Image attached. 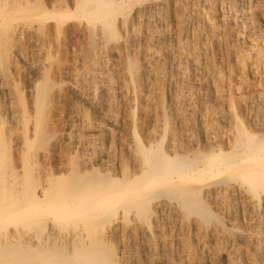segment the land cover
Segmentation results:
<instances>
[{
    "label": "rangeland",
    "instance_id": "rangeland-1",
    "mask_svg": "<svg viewBox=\"0 0 264 264\" xmlns=\"http://www.w3.org/2000/svg\"><path fill=\"white\" fill-rule=\"evenodd\" d=\"M126 1L128 33L122 14L115 15L113 22L117 32L104 33L97 20L78 16L75 0H0L1 170L22 175L20 153L25 148L37 183L58 171H68L65 178L72 176L88 155L106 159L104 172L96 171L102 179H126L140 161L132 137L136 122H142L135 131L144 141L163 138L162 151L180 156L194 149L199 154L227 147L237 132L264 139V24L254 18L255 12L264 11V0H158L162 3L158 6L151 0ZM153 32L156 35L151 36ZM128 61L135 63V71H127ZM184 162L189 163L187 158ZM231 166L224 167L225 172L222 167L216 169L222 171L211 178L208 174L212 172L200 174L202 179L190 175L191 180H201L198 184L182 178L189 186L205 188L189 193L200 206L188 208L181 199L186 205L180 207L179 197L161 196L160 192L148 201L146 219L135 208L112 214L111 220L121 227L102 238L103 255L114 264H264V187L249 177L238 180L239 165ZM215 188L220 193L212 196ZM202 208L212 211L213 218L201 217ZM66 220L65 230L73 231L77 224Z\"/></svg>",
    "mask_w": 264,
    "mask_h": 264
},
{
    "label": "bare ground",
    "instance_id": "bare-ground-1",
    "mask_svg": "<svg viewBox=\"0 0 264 264\" xmlns=\"http://www.w3.org/2000/svg\"><path fill=\"white\" fill-rule=\"evenodd\" d=\"M208 1V0H206ZM126 0H75L74 8L78 16H84L89 20H97L101 23L104 33L114 32L117 30L114 27L115 15L122 14V20L125 24V30L128 33L129 26V11L125 9ZM134 2V1H133ZM132 2V3H133ZM197 2V0H196ZM153 5H161L158 0H151ZM247 3V2H246ZM137 4V3H136ZM135 4V5H136ZM10 5V4H9ZM129 5V4H128ZM139 5V4H138ZM257 5V4H256ZM247 6V5H246ZM6 8V7H4ZM160 8V7H159ZM163 8V7H162ZM246 8V7H245ZM249 8V7H248ZM258 8V7H257ZM8 9V7H7ZM6 9V10H7ZM154 9V8H153ZM217 9V7H216ZM15 10V9H14ZM138 10V9H137ZM136 10V11H137ZM147 10V7H146ZM210 10V9H209ZM208 10V12H209ZM250 10V8H249ZM253 10V9H252ZM5 11V9L3 10ZM12 11V10H7ZM167 11V9H166ZM165 11V12H166ZM247 11V10H246ZM1 12V11H0ZM177 12V11H175ZM201 12V11H200ZM218 12V9H217ZM242 12V11H241ZM245 13V11H243ZM5 13V12H4ZM7 13V12H6ZM11 13V12H10ZM253 13V11H252ZM3 14V13H2ZM135 14V13H134ZM162 14V13H161ZM182 14V12H181ZM199 14V13H198ZM219 14V13H218ZM224 14V13H223ZM248 14V12H247ZM5 16H9L4 14ZM13 15V12H12ZM201 15V14H200ZM203 15V14H202ZM2 16V15H1ZM3 16V17H5ZM55 16V15H54ZM53 16V17H54ZM60 16V15H59ZM119 16V15H118ZM157 16V15H156ZM205 16V15H204ZM210 16V15H209ZM211 17V16H210ZM209 17V18H210ZM213 17V16H212ZM251 17V15H250ZM82 18V17H81ZM204 18V17H203ZM246 18V17H245ZM254 18L260 24H264V11L255 12ZM1 19V18H0ZM149 19V17H148ZM163 19V17H162ZM201 19V18H200ZM205 19V18H204ZM223 19V18H222ZM226 19V18H225ZM235 19V18H234ZM249 19V17L247 18ZM2 20V19H1ZM145 19L143 18V21ZM147 20V19H146ZM159 21V19H157ZM185 20V19H184ZM218 20V19H217ZM237 20V19H236ZM137 21V20H136ZM155 21V19H154ZM157 21V22H158ZM202 21V20H201ZM205 21V20H204ZM209 21V20H208ZM239 21V19H238ZM245 21V20H244ZM251 21V20H249ZM248 21V22H249ZM254 21V20H253ZM9 22V21H8ZM147 22V21H146ZM220 22V21H219ZM227 22V21H226ZM241 22V21H239ZM262 22V23H261ZM151 23H153L151 21ZM159 23V22H158ZM166 23V22H165ZM206 23V22H205ZM235 23V22H234ZM1 24V22H0ZM137 24V23H136ZM163 24V23H162ZM217 24V23H215ZM222 24V23H221ZM225 24V23H224ZM248 24V23H247ZM3 25V24H2ZM135 25V24H134ZM145 25V24H144ZM182 25V24H181ZM214 25V24H213ZM258 25V24H257ZM255 25V26H257ZM137 26V25H136ZM149 26V25H148ZM153 26V25H151ZM216 26V25H215ZM252 26V25H251ZM263 26V25H262ZM133 27V26H132ZM135 27V26H134ZM147 27V26H146ZM206 27V26H205ZM253 27V26H252ZM130 28V27H129ZM158 28V27H157ZM210 28V27H209ZM212 28V27H211ZM216 28V27H215ZM88 29V28H87ZM166 29V28H165ZM160 30V29H159ZM163 30V29H162ZM206 30V29H205ZM131 31V30H130ZM148 31V30H147ZM209 31V30H208ZM212 31V30H211ZM215 31V30H213ZM217 31V30H216ZM262 31V30H261ZM152 32V31H150ZM156 32V31H155ZM158 32V31H157ZM156 32V33H157ZM164 32V31H163ZM98 33V32H97ZM145 33V31L143 32ZM168 33V32H167ZM208 33V32H207ZM206 33V34H207ZM210 33V32H209ZM217 33V32H216ZM263 33V32H262ZM132 34V33H131ZM146 34V33H145ZM152 33L151 36L156 34ZM173 34V33H172ZM90 35V34H89ZM118 35V34H117ZM150 35V34H149ZM159 35V34H158ZM209 35V34H208ZM264 35V34H263ZM123 36V35H122ZM164 36V35H163ZM161 36L162 38H165ZM167 37V36H166ZM170 37V36H169ZM173 37V36H172ZM171 37V38H172ZM123 38V37H122ZM135 38V37H133ZM132 38V39H133ZM150 38V37H149ZM160 36H157L158 40ZM161 38V40H162ZM195 38V36H194ZM211 38V37H210ZM143 39V38H142ZM152 39V37H151ZM174 39V37H173ZM172 39V41H173ZM99 40V38H98ZM134 40V39H133ZM148 40V39H146ZM160 40V41H161ZM167 40V39H166ZM176 40V39H174ZM195 40V39H194ZM215 40V39H214ZM139 40H137L138 42ZM149 41V40H148ZM154 41V39L152 40ZM159 41V42H160ZM163 41V40H162ZM171 41V40H170ZM181 41V40H180ZM190 41V40H189ZM218 41V40H217ZM125 42V41H124ZM131 42V41H130ZM157 42V41H156ZM157 42V44L159 43ZM168 42V40L166 41ZM175 42V41H174ZM185 43V41H183ZM195 42V41H194ZM101 43V42H100ZM132 43V42H131ZM173 43V42H172ZM179 43V42H178ZM176 43V44H178ZM161 44V43H160ZM168 44V43H167ZM204 43L201 45L203 46ZM241 44V43H240ZM152 45V44H151ZM169 45V44H168ZM167 45V46H168ZM175 45V44H174ZM179 45V44H178ZM177 45V46H178ZM195 45V44H194ZM193 45V46H194ZM126 46V45H125ZM145 46V45H144ZM185 46V45H184ZM183 46V47H184ZM200 46V45H199ZM128 47V46H127ZM159 47V46H158ZM181 47V46H180ZM197 47V46H196ZM133 48V47H132ZM131 48V49H132ZM136 48V47H135ZM151 48V47H149ZM153 48V47H152ZM188 48V47H187ZM93 49V48H92ZM123 49V48H122ZM127 49V48H126ZM154 49V48H153ZM156 49V48H155ZM159 49V48H158ZM163 49V48H162ZM176 49V48H174ZM202 49V47H201ZM96 50V48H95ZM98 50V49H97ZM168 50V49H167ZM185 50V49H184ZM183 50V51H184ZM197 50V49H196ZM203 50H206L204 47ZM202 50V51H203ZM2 51V50H1ZM131 51V50H130ZM149 51H153L150 50ZM158 51V50H157ZM170 51V50H169ZM167 51V52H169ZM180 51V50H179ZM198 51V50H197ZM3 52V51H2ZM1 52V53H2ZM144 52V50H143ZM160 52V51H159ZM162 52V51H161ZM166 52V51H164ZM178 52V51H177ZM181 52V51H180ZM5 53V50H4ZM147 53V52H146ZM155 53V52H154ZM158 53V52H157ZM156 53V55H157ZM163 53V52H162ZM171 53V52H170ZM190 53V52H189ZM197 53V52H196ZM203 53V52H202ZM92 54V53H91ZM137 54V53H135ZM180 54V53H179ZM184 54V53H183ZM186 54V53H185ZM188 54V53H187ZM3 55V54H2ZM168 55V54H166ZM172 55V54H171ZM170 55V56H171ZM197 55V54H195ZM199 55V54H198ZM5 56V55H3ZM94 56V55H93ZM96 56V55H95ZM94 56V57H95ZM153 56V55H152ZM155 56V55H154ZM153 56V57H154ZM176 56V55H175ZM184 56V55H182ZM82 57V56H81ZM103 57V56H102ZM150 57V56H149ZM174 57V56H173ZM179 57V56H178ZM189 57V56H188ZM186 56V58L188 59ZM192 57V56H191ZM194 57V56H193ZM143 58V57H142ZM145 58V57H144ZM143 58V59H144ZM157 58V57H154ZM159 58V57H158ZM2 59V58H1ZM90 59V58H89ZM191 59V58H190ZM193 59V58H192ZM196 59V58H195ZM141 60V59H140ZM150 60V59H148ZM156 60V59H155ZM158 60V59H157ZM161 62V59H159ZM158 60V61H159ZM173 60V58H172ZM182 60V59H180ZM4 61V60H3ZM83 61V60H82ZM90 61V60H89ZM92 61V58H91ZM126 61V60H125ZM137 61V60H136ZM157 61V62H158ZM197 61V60H195ZM150 62V61H149ZM180 62V61H179ZM92 63V62H91ZM99 63V62H98ZM97 64V63H96ZM106 64V62L104 63ZM123 64V63H122ZM163 64V63H162ZM186 64V63H185ZM195 64V63H194ZM91 65V64H90ZM150 65V64H149ZM155 65V62H154ZM153 65V66H154ZM165 65V64H164ZM92 66V65H91ZM96 66V65H94ZM152 66V67H153ZM196 66V65H195ZM194 66V67H195ZM120 67V66H118ZM136 65L133 61H128L127 71H135ZM147 67V66H146ZM91 68V67H90ZM148 68V67H147ZM110 69V68H109ZM138 70V69H137ZM156 70V69H155ZM194 70V69H193ZM91 72V70L89 69ZM140 71V70H139ZM149 71V70H148ZM126 72V71H125ZM150 72V71H149ZM154 72V71H153ZM80 73L83 74V71ZM128 73V72H127ZM147 73V72H146ZM156 71V75H157ZM81 74V75H82ZM86 74V73H85ZM36 75V74H35ZM93 75V73H92ZM154 75V74H153ZM159 75V74H158ZM73 76V74H72ZM91 76V75H90ZM143 75H141L142 77ZM161 76V75H159ZM87 78V76H85ZM129 77V76H128ZM133 77H135L133 75ZM80 78V77H79ZM97 78V77H96ZM82 79H84L82 77ZM89 79V77H88ZM144 79V78H143ZM146 79V78H145ZM158 79V78H157ZM156 79V80H157ZM182 79V78H181ZM85 80V79H84ZM91 80V79H90ZM97 80V79H96ZM131 80V78H130ZM149 80V79H148ZM89 81V80H88ZM129 81V80H128ZM183 81V80H182ZM94 82V81H93ZM131 82V81H130ZM139 82V81H138ZM141 82V81H140ZM143 82V81H142ZM145 82V81H144ZM150 82V81H146ZM154 82V81H153ZM159 83V81H158ZM83 84V83H82ZM35 85V84H34ZM90 85V84H89ZM88 85V86H89ZM114 85V84H113ZM133 85V84H132ZM145 85H147L145 83ZM149 85V84H148ZM152 85V84H151ZM155 85V84H154ZM84 86V85H83ZM82 86V87H83ZM95 86V85H93ZM106 86V85H105ZM104 86V87H105ZM81 87V88H82ZM102 87V86H101ZM135 87V85H134ZM144 87V86H143ZM185 87V86H184ZM79 88V87H78ZM98 88V87H97ZM103 88V87H102ZM80 89V88H79ZM94 90V89H93ZM148 90V89H147ZM82 91V90H81ZM36 92V91H35ZM102 92V90H101ZM104 92V90H103ZM93 93V92H92ZM37 94V93H36ZM111 95V94H110ZM104 96V95H103ZM102 96V97H103ZM257 98V97H256ZM121 99V98H120ZM261 99V98H260ZM102 102V101H101ZM104 102V101H103ZM255 102V101H254ZM98 103V102H96ZM103 104V103H102ZM250 107V106H249ZM36 108V107H35ZM34 108V109H35ZM102 108V107H101ZM104 108V107H103ZM102 108V109H103ZM158 108V107H157ZM160 108V107H159ZM232 108V107H231ZM245 111V110H244ZM256 111V110H255ZM37 112V111H36ZM103 112V111H102ZM129 112V111H128ZM213 112V111H212ZM148 113V112H147ZM153 113V112H151ZM250 113V112H249ZM29 114V113H28ZM106 114V113H105ZM145 114V113H144ZM248 114V112H247ZM3 115V114H2ZM30 115V114H29ZM23 116V115H22ZM82 116V115H81ZM133 116V115H132ZM163 116V115H162ZM99 117V115H98ZM108 117V116H107ZM165 116H163L164 118ZM186 117V116H185ZM236 117V116H235ZM252 117V116H251ZM2 118V117H1ZM102 118V117H101ZM253 118V117H252ZM165 119V118H164ZM186 119V118H184ZM235 119V118H234ZM188 121V119H187ZM7 122V121H6ZM36 123V122H35ZM92 123V122H91ZM108 123V122H107ZM252 123V122H251ZM257 123V122H256ZM259 123V122H258ZM13 124V123H12ZM94 124V123H93ZM164 127L165 126V123ZM161 124V125H163ZM255 124V123H254ZM260 124V123H259ZM15 125V124H14ZM142 126V122L134 124L135 152L140 158L136 164L133 173L126 179H119L116 176L110 180L102 179L97 175L96 171L100 169L104 172L105 160L103 156L92 158L88 155L81 162V170L75 172L72 176L66 177V173L58 171L57 175H53L41 182H35L34 177L31 176L30 165L27 161L28 154L20 153V161L23 163L22 175L7 173L1 170V162L3 156L0 153V264H114L103 255L101 247V240L109 234L117 233L120 225H116V220H111V215L118 214L122 209H140L141 216L146 219V211L148 201L154 197V194L160 193L161 196L176 195L180 198L179 204H185L187 207L195 208L200 206L193 199L189 198V193H199L205 188L198 186L187 185L186 180L190 179V175L198 177L200 174L212 172L208 174V178L214 176L222 167L231 165H239L237 177L243 180L242 176L252 180L255 184H261L264 187V139H253L248 134L237 132V137L234 138L232 144L227 147L218 149L217 151L201 152L180 156L178 153H167L162 151L161 138L160 142H152L151 140H143L135 131ZM253 125V124H252ZM2 126V125H0ZM18 125L15 126V128ZM158 126V125H157ZM236 126V124H235ZM233 125V127H235ZM263 126V125H262ZM25 127V126H24ZM30 127V126H29ZM96 127V126H95ZM162 127V128H164ZM12 129V127H10ZM26 128V127H25ZM24 128V129H25ZM97 128V127H96ZM218 128V127H217ZM236 128V127H235ZM234 128V129H235ZM256 128V126L254 127ZM259 128V126L257 127ZM23 129V130H24ZM27 129V128H26ZM147 129V128H146ZM233 129V130H234ZM241 129V128H240ZM23 130L21 132H23ZM36 130V129H35ZM126 130V127H125ZM132 130V131H133ZM144 130V129H143ZM194 130V129H193ZM25 131V130H24ZM31 131V130H29ZM40 131V130H38ZM148 131V130H147ZM165 129H162V132ZM237 131V129L235 130ZM234 131V132H235ZM263 131V129H262ZM88 132V131H87ZM180 132V131H179ZM211 132V131H210ZM209 132V133H210ZM250 132V131H249ZM253 132V131H252ZM251 132V133H252ZM38 133V132H37ZM205 133V132H204ZM1 134V131H0ZM164 134V133H163ZM162 134V135H163ZM190 134V133H189ZM33 135H35L33 133ZM38 135V134H37ZM248 135V136H247ZM264 135V134H263ZM262 137L264 138V136ZM2 137V134L0 135ZM24 140L27 141L26 131L22 133ZM173 136V135H172ZM178 136V135H177ZM207 136V135H206ZM235 136V135H234ZM36 137V136H35ZM34 137V138H35ZM164 137V136H163ZM179 137V136H178ZM205 137V136H204ZM254 137V135H253ZM257 137V136H256ZM261 137V136H260ZM261 137V138H262ZM23 138V137H22ZM146 138V137H145ZM170 138H172L170 136ZM206 138V137H205ZM211 138V137H210ZM213 139V138H212ZM211 139V140H212ZM225 139V138H224ZM231 139V136H230ZM16 140V139H15ZM180 140V139H179ZM30 141V140H29ZM189 141V139L187 140ZM204 141V140H203ZM202 141V143H204ZM216 141V140H215ZM220 141V140H219ZM1 142V140H0ZM3 142V140H2ZM177 142V141H176ZM182 142V141H181ZM185 142V140H184ZM194 142V141H193ZM209 142V141H208ZM16 143V142H15ZM195 143V142H194ZM19 144V143H18ZM180 144V142H179ZM189 144V143H188ZM193 144V143H192ZM3 145V144H2ZM0 144V151L3 149ZM24 145V142H23ZM133 145V144H132ZM131 145V146H132ZM171 145V144H170ZM173 145V144H172ZM194 145V144H193ZM22 146V143H21ZM26 146V144H25ZM29 146V145H28ZM28 146H26L27 149ZM59 146V145H58ZM126 146V145H124ZM177 146V144H176ZM182 146V145H180ZM186 146V145H185ZM201 146V145H200ZM24 147V146H23ZM60 147V146H59ZM37 148V147H36ZM67 148V146H66ZM89 148V147H88ZM166 148V147H165ZM178 148V147H177ZM176 148V149H177ZM9 149V148H8ZM26 149V150H27ZM126 149V148H125ZM171 149V148H170ZM182 149V147H181ZM59 150V148L57 149ZM180 151V149H178ZM200 150V149H199ZM206 150V149H205ZM9 151V150H8ZM3 152V151H2ZM6 152V151H5ZM15 152V151H14ZM21 152V151H20ZM58 152V151H57ZM102 152V151H101ZM134 152V151H133ZM134 152V153H135ZM4 153V152H3ZM28 153V152H27ZM99 153V152H98ZM184 153V152H183ZM3 155V154H2ZM131 155V154H130ZM8 156V155H7ZM110 157V156H109ZM108 157V158H109ZM2 158V159H1ZM8 158V157H7ZM60 158L59 156L57 159ZM187 158L189 163L184 162ZM61 159V158H60ZM135 159V158H134ZM133 159V160H134ZM131 160V159H130ZM6 161V160H5ZM8 161V160H7ZM26 161L28 163H26ZM57 161V160H56ZM108 161V160H107ZM236 161H247L248 164L237 163ZM58 162V161H57ZM126 162V161H125ZM237 164H234V163ZM241 162V163H243ZM244 162V163H245ZM5 163V162H4ZM15 163L17 160L15 159ZM6 164V163H5ZM59 164V162H58ZM125 164V163H124ZM4 165V164H3ZM62 166V165H61ZM236 166V167H237ZM58 167V166H57ZM56 167V169H57ZM232 167V166H231ZM8 168V167H7ZM37 168V167H36ZM62 168V167H61ZM60 168V169H61ZM59 169V168H58ZM235 169V168H234ZM232 168V170H234ZM72 170V169H71ZM236 170V169H235ZM30 171V174L29 172ZM57 171V170H56ZM132 171V170H131ZM19 172V171H18ZM214 172V174H213ZM216 172V173H215ZM225 172V169L224 171ZM42 173V172H41ZM43 174V173H42ZM71 174V173H70ZM212 176H209L211 175ZM204 175V176H205ZM10 176V177H9ZM69 176V175H68ZM125 176V175H124ZM232 176V175H231ZM230 176V177H231ZM175 177H181L182 181L174 180ZM189 177V179H187ZM197 178V177H195ZM203 176L201 177V179ZM207 178V180H208ZM102 179V180H101ZM179 179V180H181ZM185 179V178H184ZM194 179V178H193ZM192 179V180H193ZM198 179V178H197ZM227 179V178H226ZM190 179L189 183L192 181ZM200 183L201 180H196ZM206 181V179H203ZM232 180V179H231ZM195 181H192L194 183ZM186 183V184H185ZM204 183V182H203ZM238 183V182H237ZM208 184V183H207ZM187 185V186H186ZM247 185V184H246ZM203 187V186H202ZM243 188V187H242ZM248 188V187H247ZM250 188V187H249ZM248 188V189H249ZM244 190V189H243ZM206 192V191H205ZM220 193L218 188L210 192L212 196ZM243 193V192H242ZM256 193V192H253ZM258 193V192H257ZM193 195V194H192ZM201 195V193L199 194ZM203 195V194H202ZM258 195V194H257ZM167 196V197H168ZM252 197V196H250ZM215 198V197H214ZM185 203H182V200ZM198 199V198H197ZM237 199V198H235ZM260 199V197H259ZM170 200V199H169ZM174 200V199H172ZM219 200V199H218ZM253 200V199H252ZM220 201V200H219ZM222 201V200H221ZM247 200H245L246 202ZM259 201V200H258ZM175 203V201L173 202ZM259 204V203H258ZM257 204V205H258ZM264 204V203H263ZM184 205V206H185ZM254 205V204H253ZM255 206V205H254ZM264 206V205H262ZM154 207V206H153ZM188 207V208H189ZM259 207V205H258ZM158 208V207H157ZM206 208V207H205ZM264 208V207H263ZM252 209V207H251ZM250 210V209H249ZM162 211V210H161ZM167 211V209H166ZM197 211V210H196ZM201 217H211L213 215L204 211L203 208L199 210ZM227 211V210H226ZM263 211V210H262ZM261 211V212H262ZM123 212V211H122ZM135 212V211H134ZM249 212H252L251 210ZM254 212V211H253ZM264 212V211H263ZM123 214V213H122ZM149 214V213H148ZM158 214V213H157ZM197 214V212H196ZM199 214V213H198ZM246 214H249L246 212ZM200 215V214H199ZM243 215V214H242ZM172 216V215H171ZM214 216V215H213ZM245 216V215H244ZM254 216V215H253ZM260 216V214L258 215ZM50 217V221L47 219ZM171 218V217H170ZM213 218V217H211ZM253 218V217H252ZM255 218V217H254ZM64 219L73 220L76 228L73 231L65 230ZM120 219V218H119ZM203 219V218H202ZM247 219V218H246ZM251 219V218H250ZM263 219V217H262ZM70 220V222H72ZM143 220V219H142ZM154 220V219H153ZM205 220V219H204ZM207 220V219H206ZM257 220V219H256ZM216 221V220H215ZM69 222V221H68ZM209 222V221H208ZM249 222V221H248ZM213 223V222H212ZM211 223V224H212ZM219 224V222L217 221ZM247 223V222H246ZM161 224V221L160 223ZM221 225V224H220ZM223 225V224H222ZM253 225V224H251ZM250 225V226H251ZM118 227V228H117ZM196 227V226H195ZM264 227V226H262ZM168 228V227H167ZM228 228V227H226ZM230 228V227H229ZM252 228V227H251ZM123 229V228H122ZM142 229V227H141ZM144 229V228H143ZM170 229V228H168ZM193 229H195L193 227ZM231 229V228H230ZM233 229V227H232ZM235 229V228H234ZM160 230V228H159ZM218 230V229H217ZM248 230V229H247ZM260 230V229H259ZM258 230V231H259ZM166 231V230H165ZM216 231V230H215ZM257 231V232H258ZM130 232V231H129ZM128 232V233H129ZM164 232V231H163ZM181 232V231H180ZM196 232V230H195ZM238 233V231H236ZM127 233V232H126ZM175 233V232H174ZM239 234V233H238ZM165 235V234H164ZM219 235V234H217ZM248 235V234H247ZM237 236V235H235ZM249 237V236H248ZM247 237V238H248ZM255 237V236H253ZM264 237V236H263ZM122 238V237H121ZM171 238V237H170ZM111 239V238H110ZM131 238H129L130 240ZM164 239V238H163ZM226 239V238H225ZM223 239V240H225ZM255 239V238H254ZM126 240V239H125ZM132 240V239H131ZM246 240V239H245ZM244 240V241H245ZM250 240V239H248ZM261 240V239H260ZM104 241H106L104 239ZM121 241V240H120ZM136 241V240H135ZM254 240L253 243H255ZM258 241V240H257ZM225 242V241H223ZM105 243V242H104ZM120 243V242H119ZM125 243V242H124ZM150 243V242H149ZM242 243V242H241ZM169 244V243H168ZM263 244V243H262ZM118 245V244H117ZM185 245V244H184ZM197 245V244H196ZM232 245V244H231ZM256 245V244H255ZM253 246V248L256 246ZM230 246V245H229ZM260 246V245H259ZM128 247V246H127ZM141 247V246H140ZM147 247V245H146ZM227 247V246H226ZM172 248V247H171ZM180 248V247H179ZM236 248V247H234ZM233 248V249H234ZM250 248V247H249ZM247 248V251L248 249ZM262 248V247H261ZM260 248V249H261ZM146 249V248H145ZM153 249V248H152ZM193 249V248H192ZM229 249V248H228ZM239 249V248H238ZM115 250V249H114ZM164 250V249H163ZM236 250V249H234ZM251 250V249H250ZM253 250V249H252ZM258 250V249H257ZM180 252V249H178ZM192 251V250H189ZM231 251V250H230ZM159 252V251H158ZM188 252V250H187ZM186 252V253H187ZM233 252V251H232ZM236 252V251H235ZM252 252V251H251ZM258 252V251H257ZM230 253V252H229ZM238 253V252H237ZM249 253V252H248ZM255 253V252H254ZM182 254V253H181ZM250 255L252 253H249ZM248 254V255H249ZM201 255V254H199ZM238 255V254H237ZM228 256V255H227ZM231 256V255H230ZM130 257V256H129ZM153 257V256H152ZM115 258H113L114 260ZM118 259V258H117ZM186 259V258H185ZM237 259V257H236ZM244 259V258H243ZM263 259V257H262ZM120 260V258H119ZM135 260V259H134ZM227 261V259H226ZM233 261V260H232ZM244 261V260H243ZM246 261V260H245ZM262 262V260H260ZM137 262V261H136ZM148 262V261H147ZM160 262V261H159ZM181 262V261H180ZM196 262V261H195ZM201 262V261H200ZM204 262V261H203ZM229 262V261H228ZM231 262V261H230ZM240 262V261H239ZM161 263V262H160ZM187 263V262H186ZM190 263V262H189ZM227 263V262H226ZM252 263V261L250 262ZM258 262L257 264H259ZM136 264V263H135ZM191 264V263H190ZM237 264V263H236ZM242 264V263H241ZM248 264V262H247ZM261 264V263H260ZM263 264V263H262Z\"/></svg>",
    "mask_w": 264,
    "mask_h": 264
}]
</instances>
